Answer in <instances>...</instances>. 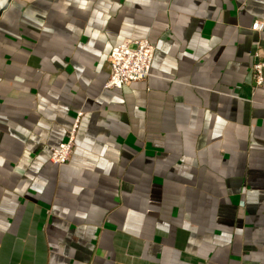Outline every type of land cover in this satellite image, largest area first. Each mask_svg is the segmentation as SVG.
<instances>
[{"label": "crops", "instance_id": "crops-1", "mask_svg": "<svg viewBox=\"0 0 264 264\" xmlns=\"http://www.w3.org/2000/svg\"><path fill=\"white\" fill-rule=\"evenodd\" d=\"M257 22L264 0H13L0 264H264ZM126 40L155 46L153 75L106 90Z\"/></svg>", "mask_w": 264, "mask_h": 264}, {"label": "built area", "instance_id": "built-area-1", "mask_svg": "<svg viewBox=\"0 0 264 264\" xmlns=\"http://www.w3.org/2000/svg\"><path fill=\"white\" fill-rule=\"evenodd\" d=\"M254 30L263 31L264 24L257 22ZM156 48L149 40H126L112 50L109 61L112 74L105 85L106 90H122L125 86L147 81L152 77V67ZM257 88L264 85V59L258 58L253 67ZM83 114H79L74 129L70 133V140L52 150V163L64 166L71 161L74 152L76 133Z\"/></svg>", "mask_w": 264, "mask_h": 264}, {"label": "water", "instance_id": "water-1", "mask_svg": "<svg viewBox=\"0 0 264 264\" xmlns=\"http://www.w3.org/2000/svg\"><path fill=\"white\" fill-rule=\"evenodd\" d=\"M12 1L13 0H7L5 2V4L0 8V19H1L2 15L4 14V12L9 8Z\"/></svg>", "mask_w": 264, "mask_h": 264}, {"label": "bare ground", "instance_id": "bare-ground-1", "mask_svg": "<svg viewBox=\"0 0 264 264\" xmlns=\"http://www.w3.org/2000/svg\"><path fill=\"white\" fill-rule=\"evenodd\" d=\"M6 1H7V0H2L1 3H0V6L2 7V6L5 4ZM1 7H0V8H1Z\"/></svg>", "mask_w": 264, "mask_h": 264}, {"label": "rangeland", "instance_id": "rangeland-1", "mask_svg": "<svg viewBox=\"0 0 264 264\" xmlns=\"http://www.w3.org/2000/svg\"><path fill=\"white\" fill-rule=\"evenodd\" d=\"M1 1H2V0H0V3H1ZM0 7H1V6H0ZM73 153H74V152H73ZM72 157H73V155L71 156V160H72Z\"/></svg>", "mask_w": 264, "mask_h": 264}]
</instances>
